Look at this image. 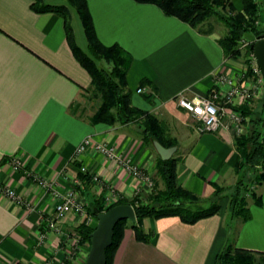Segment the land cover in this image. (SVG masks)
Returning <instances> with one entry per match:
<instances>
[{"label":"crops","instance_id":"1","mask_svg":"<svg viewBox=\"0 0 264 264\" xmlns=\"http://www.w3.org/2000/svg\"><path fill=\"white\" fill-rule=\"evenodd\" d=\"M43 1L67 4L66 0ZM258 1L259 21L264 24V0ZM33 2L0 0V190L8 184L29 204L28 209L17 205L0 191V264H59L68 258L63 250L67 232L77 234L75 228L85 220L68 213L59 221V231L50 228L57 198L37 186L28 172L55 180L62 193L74 189L85 208L93 197L106 192L102 183L122 197H132L137 182L115 161L94 150L74 159L75 147L84 137L113 146L152 177L156 174V154L142 140L136 124H92L91 112L78 109L77 101L91 85V77L70 50L62 17L34 12ZM86 2L98 39L105 45L117 43L132 56L126 72L132 104L153 113L167 136L176 139L177 183L207 199L214 185L234 182L238 175L233 131L221 126L199 133L191 115L175 101L180 94L207 95L216 72L241 69L236 60L225 57L218 34L200 32L163 14L154 4ZM231 2L242 9V0ZM69 10L76 42L87 51L80 19L74 8ZM138 87L144 92L136 93ZM258 100L238 106L254 107ZM11 156L20 158L21 170H11ZM81 166L86 169L83 174L91 177L89 182L79 180ZM254 191L262 204H249L250 219L229 221L236 232V247L264 252V184ZM220 204L218 214L194 224L176 216L144 218L142 229L150 234L146 242L136 239L128 222L113 264H214L228 237L227 198ZM43 233L45 238L40 240ZM78 248L68 264H83L88 245Z\"/></svg>","mask_w":264,"mask_h":264},{"label":"trees","instance_id":"2","mask_svg":"<svg viewBox=\"0 0 264 264\" xmlns=\"http://www.w3.org/2000/svg\"><path fill=\"white\" fill-rule=\"evenodd\" d=\"M138 3L156 5L163 14L173 16L192 28L210 33L212 29L203 28L210 19L223 23L226 33L218 38L225 57L239 58L252 50L247 41L245 48L240 47L244 33L255 36L264 34V24L259 21L260 3L257 0H242V9L237 10L231 0H134ZM67 4H51L43 0H34L31 8L37 13L53 12L63 19L67 43L76 60L89 73L91 85L84 89L82 96L89 103L90 122L106 125L134 123L140 131L142 140L156 154V174L153 190L145 195L131 198L120 196L108 207H104L102 196L93 197L88 203L86 213L96 218L93 211H105L117 204H130L135 212L136 221L120 220L113 229L112 244L106 249V263L113 264L115 252L122 240L127 223L139 241H148L149 235L142 229L144 218H162L176 216L185 224H194L198 220L219 213L220 201L228 198L227 221L228 237L224 247L216 255L214 264H264V252L252 251L235 246L236 232L229 220H249V204H262L260 194L254 187L264 184V94L254 107L241 105L235 107L248 119L244 121L246 131L235 136L237 161L234 167L238 175L232 193L225 195V186L214 185V193L204 199L177 183L176 166L179 158L175 153L163 160L155 151L153 140L164 147L177 145L175 138L167 136L164 124L148 110L132 104V91L126 83V72L132 62V56L119 44H103L97 37L86 0H66ZM69 6L74 8L82 24L87 40V51L82 50L75 39L71 23ZM244 49V50H243ZM79 180L90 181L91 177L79 172ZM159 181L162 187L159 186ZM144 196V200L142 197ZM93 224L85 219L75 231L81 244L90 245ZM72 255V254H71ZM19 264V263H18ZM63 264H68L65 258Z\"/></svg>","mask_w":264,"mask_h":264},{"label":"built area","instance_id":"3","mask_svg":"<svg viewBox=\"0 0 264 264\" xmlns=\"http://www.w3.org/2000/svg\"><path fill=\"white\" fill-rule=\"evenodd\" d=\"M246 45L247 40L243 37L240 40V47L245 48ZM232 59L241 65L239 72H216L214 74V86L207 95L187 98L180 94L175 98L177 106L191 115L199 133L214 132L219 127L225 126L231 129L235 136L243 134L246 131L244 121L248 118L236 110L235 107L252 100H258L264 94L263 79L253 52L251 51L246 56ZM135 92L143 93L144 88L138 87ZM89 150L97 151L106 159L115 161L128 177L136 180L137 184L134 187L132 196H140L143 191L150 193L153 190L154 181L148 172L116 152L113 146L98 142L92 136H86L78 143L74 150V159H78L82 153ZM8 163L12 171H19L23 167L20 158L17 156H11ZM79 171L84 173L86 169L81 166ZM27 176L37 186L57 198V202L54 205L55 218L48 223L50 228L58 231L60 229L59 221L68 213L81 215L85 217L88 223L94 220L93 217L87 215L84 202L77 197L74 189L62 193L59 191L58 183L55 180H48L31 172H28ZM95 180L97 179L95 178ZM102 186L106 189V192L102 195L104 196L103 204L104 207H108L115 203L120 195L117 192L115 193L114 189L106 183H102ZM0 191L17 205L24 206L26 209L29 208V204L23 199L22 195L8 184L1 187Z\"/></svg>","mask_w":264,"mask_h":264},{"label":"water","instance_id":"4","mask_svg":"<svg viewBox=\"0 0 264 264\" xmlns=\"http://www.w3.org/2000/svg\"><path fill=\"white\" fill-rule=\"evenodd\" d=\"M243 37L250 42L256 63L260 69L264 85V34L255 36L251 33H244ZM155 151L161 159L166 160L172 157L176 146L164 147L157 140H153ZM96 216V224L90 235V248L83 264H105L106 249L112 244L113 229L118 221H136L133 207L130 204H117L105 211L93 209Z\"/></svg>","mask_w":264,"mask_h":264},{"label":"rangeland","instance_id":"5","mask_svg":"<svg viewBox=\"0 0 264 264\" xmlns=\"http://www.w3.org/2000/svg\"><path fill=\"white\" fill-rule=\"evenodd\" d=\"M203 28L212 29L213 31H215L218 34V38H220L222 35H224L226 33V28L223 25V23H221L220 21H217L216 19H213V18L210 19L208 22H206L203 25ZM89 106H90L89 103L86 101V99L83 96L80 99H78V101H77V107H78L79 110H81V113H82V111L84 113H88L89 112ZM236 179L237 178H235V181L234 182H231V183L228 182L227 184L224 185L225 186V188H224L225 195H228L229 193H232L233 186H234V184L236 182ZM113 191L116 193L115 190H113ZM143 192H146V191H143ZM143 194L146 197V193H143ZM76 195H77V197H79L78 193H76ZM102 198H103V202H104V196H102ZM226 198H227V196H224L221 200H225ZM227 201H228V198H227ZM89 222L91 224H93V226H95V224H96V218L94 220L89 221ZM53 230H55V229H53ZM43 234H40L39 235L40 240L43 239V238H45V233H43ZM65 238L66 239L63 242V245H64L63 250L66 252V255H67L66 257L69 258L70 255H71V253L73 251H75L76 249L78 250L79 249L78 247H80V246H82L84 244H81L79 242V235L78 234H75L74 235L72 233V231L67 232V235L65 236ZM89 248H90V245L88 246V251H89ZM73 249H75V250H73ZM88 251H87V253H88ZM68 258H66V259L68 260ZM85 259H86V257H85ZM62 263H63V261L59 262V264H62Z\"/></svg>","mask_w":264,"mask_h":264}]
</instances>
